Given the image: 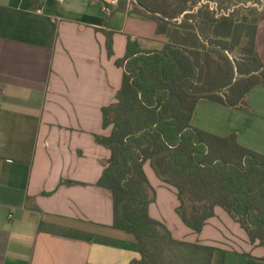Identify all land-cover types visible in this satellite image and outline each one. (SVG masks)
I'll return each mask as SVG.
<instances>
[{
  "label": "crops",
  "instance_id": "obj_1",
  "mask_svg": "<svg viewBox=\"0 0 264 264\" xmlns=\"http://www.w3.org/2000/svg\"><path fill=\"white\" fill-rule=\"evenodd\" d=\"M0 0V264H132L133 235L114 227V203L98 185L112 155L96 135L117 100L128 39L147 51L168 41L130 0ZM258 53L264 60V8ZM112 32L113 57L106 31ZM243 109L200 99L191 124L264 154V86ZM145 170L157 190L150 214L178 240L213 245L212 264H264V247L217 207L201 233L179 217L177 189ZM74 182V183H71Z\"/></svg>",
  "mask_w": 264,
  "mask_h": 264
},
{
  "label": "trees",
  "instance_id": "obj_2",
  "mask_svg": "<svg viewBox=\"0 0 264 264\" xmlns=\"http://www.w3.org/2000/svg\"><path fill=\"white\" fill-rule=\"evenodd\" d=\"M206 1L131 2L130 11L155 21L168 41L160 51H147L129 37L125 56L115 63L124 69L117 100L103 108L111 134L95 136L112 153L98 185L113 199L114 227L139 243L142 258L132 264H212L217 249L178 240L150 214L157 190L145 170L148 161L177 189L176 212L197 234L222 207L252 244L264 247V154L240 145L235 133L222 137L191 124L200 99L243 109L248 92L264 86L257 50L261 12L242 5L247 0ZM106 34L113 57L112 32Z\"/></svg>",
  "mask_w": 264,
  "mask_h": 264
},
{
  "label": "built area",
  "instance_id": "obj_3",
  "mask_svg": "<svg viewBox=\"0 0 264 264\" xmlns=\"http://www.w3.org/2000/svg\"><path fill=\"white\" fill-rule=\"evenodd\" d=\"M249 5L258 7L259 10L264 8V0H260L259 2H251L248 1Z\"/></svg>",
  "mask_w": 264,
  "mask_h": 264
},
{
  "label": "rangeland",
  "instance_id": "obj_4",
  "mask_svg": "<svg viewBox=\"0 0 264 264\" xmlns=\"http://www.w3.org/2000/svg\"><path fill=\"white\" fill-rule=\"evenodd\" d=\"M130 1H133V0H130ZM202 2L203 3H206L207 1L206 0H200L199 4H201ZM251 2H253V1H251ZM242 5L251 6V5H249L248 0L247 1H244V3H242ZM212 6H216V5L214 3H212Z\"/></svg>",
  "mask_w": 264,
  "mask_h": 264
}]
</instances>
